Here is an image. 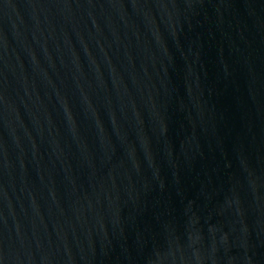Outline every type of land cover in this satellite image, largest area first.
I'll return each mask as SVG.
<instances>
[{
    "label": "water",
    "instance_id": "1",
    "mask_svg": "<svg viewBox=\"0 0 264 264\" xmlns=\"http://www.w3.org/2000/svg\"><path fill=\"white\" fill-rule=\"evenodd\" d=\"M0 264H264V0H0Z\"/></svg>",
    "mask_w": 264,
    "mask_h": 264
}]
</instances>
